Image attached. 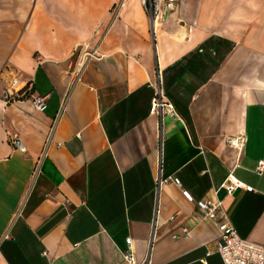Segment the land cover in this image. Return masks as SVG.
Here are the masks:
<instances>
[{"label": "crops", "instance_id": "crops-1", "mask_svg": "<svg viewBox=\"0 0 264 264\" xmlns=\"http://www.w3.org/2000/svg\"><path fill=\"white\" fill-rule=\"evenodd\" d=\"M162 4L153 32L140 0H0V264H125L127 237L139 263L222 264L201 200L264 245V0Z\"/></svg>", "mask_w": 264, "mask_h": 264}, {"label": "built area", "instance_id": "built-area-1", "mask_svg": "<svg viewBox=\"0 0 264 264\" xmlns=\"http://www.w3.org/2000/svg\"><path fill=\"white\" fill-rule=\"evenodd\" d=\"M171 2V1H169ZM143 6L151 28L154 32V28L158 25V20L162 18L164 5L162 0H140ZM169 3L168 5H170ZM89 57H93L94 52H88ZM18 79L11 78L4 90L3 100L6 102L18 100L22 94H20L17 89ZM30 102L36 111H43L46 108V98L43 96H30ZM151 109L160 118L163 115L170 116L177 120L178 114L167 98L163 95L160 89H157L151 99ZM160 141V139H159ZM225 142L228 146L236 149H241L244 145L245 138L241 135L226 137ZM160 144V142H159ZM11 145L16 148V150L24 153L26 148L22 141L13 136L11 138ZM161 146V144H160ZM257 172H264V162L260 161L257 164ZM167 182V180H161L158 178V185ZM241 186V182L235 178L230 172L227 174L222 187L225 189L227 195H231ZM187 198L192 201L191 196L186 194ZM196 206L201 211L203 219H209L214 222L219 230V236L214 243L215 250H208L205 257L209 256L213 252L218 254L222 264H264V245L253 243L247 239L239 236L236 229L232 226L229 217L225 213L222 202L219 199H215L214 202L208 200L195 201ZM182 233L187 236L189 233L188 228H183ZM177 236H173L176 238ZM122 260L125 264H150L149 256L143 260V262H138L132 251V240L130 237L125 238V247L122 253ZM205 264L206 261L202 260ZM122 264V263H121Z\"/></svg>", "mask_w": 264, "mask_h": 264}, {"label": "trees", "instance_id": "trees-1", "mask_svg": "<svg viewBox=\"0 0 264 264\" xmlns=\"http://www.w3.org/2000/svg\"><path fill=\"white\" fill-rule=\"evenodd\" d=\"M28 93H29V90H24V95L23 96H26Z\"/></svg>", "mask_w": 264, "mask_h": 264}]
</instances>
